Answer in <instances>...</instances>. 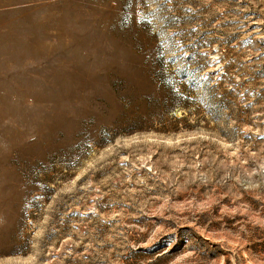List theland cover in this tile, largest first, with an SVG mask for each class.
Here are the masks:
<instances>
[{"label": "rangeland", "instance_id": "obj_1", "mask_svg": "<svg viewBox=\"0 0 264 264\" xmlns=\"http://www.w3.org/2000/svg\"><path fill=\"white\" fill-rule=\"evenodd\" d=\"M0 152V264H264V0H0Z\"/></svg>", "mask_w": 264, "mask_h": 264}, {"label": "bare ground", "instance_id": "obj_2", "mask_svg": "<svg viewBox=\"0 0 264 264\" xmlns=\"http://www.w3.org/2000/svg\"><path fill=\"white\" fill-rule=\"evenodd\" d=\"M78 72H79V78H78L77 87H81L88 80L89 77L87 76H91L93 72L92 68L89 69L86 66V57H84L81 63L79 64ZM41 114H45V112H39L37 116ZM0 154H2V152H0ZM6 200L8 201V203H10V201L14 202L16 200V197L6 198Z\"/></svg>", "mask_w": 264, "mask_h": 264}]
</instances>
